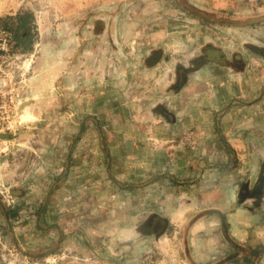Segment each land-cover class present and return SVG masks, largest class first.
<instances>
[{"label": "rangeland", "instance_id": "374dc122", "mask_svg": "<svg viewBox=\"0 0 264 264\" xmlns=\"http://www.w3.org/2000/svg\"><path fill=\"white\" fill-rule=\"evenodd\" d=\"M117 75L143 109H88ZM0 82V264H264V0H0Z\"/></svg>", "mask_w": 264, "mask_h": 264}, {"label": "crops", "instance_id": "0c3cea01", "mask_svg": "<svg viewBox=\"0 0 264 264\" xmlns=\"http://www.w3.org/2000/svg\"><path fill=\"white\" fill-rule=\"evenodd\" d=\"M126 77H123L121 75L112 76L109 80H105L104 87H98V84L92 85V90L94 91L91 93L88 109H117L119 119L126 118L124 109H143L142 106L139 104L137 95V92L132 94V96H128L125 94V85H123V82L125 81ZM95 82V81H94ZM182 83V82H181ZM99 88V90H98ZM104 88V89H103ZM97 90V91H96ZM161 103L154 102L151 107L148 109H159ZM213 124V123H212ZM129 125V124H128ZM127 125V126H128ZM125 127L126 125H122ZM216 126V124H215ZM123 127L120 125H117L116 130L120 131L116 133V140L113 139L111 141L112 145L120 146L117 147L116 151L110 150L111 155L115 158V155L118 157V162L123 163H129L130 161L125 160L130 152L132 151V154L137 155V159L133 162L135 165H137V168H129L128 166H118L120 170L123 169L126 170V173L124 174V177L127 181H135L138 179H142L144 177H147L151 175L153 172L157 170V167L164 164L167 161L172 162L173 159L170 156L165 155V151L162 150L157 146L158 143L161 140L165 141V138H168V134L165 133V130L170 129L169 124H163L159 125V122L153 123L152 129L155 130V136H147L149 135V129L147 127H143V124L137 128L140 130V134H134V136H139L138 139L135 138H126L127 136L124 134V131L122 130ZM217 127V126H216ZM214 127V124L212 125V131L209 133L210 135L213 134L215 131H217L216 134H220V130L217 127ZM135 128V129H136ZM151 129V130H152ZM209 129V128H208ZM218 129V130H217ZM221 129L225 130V124H222ZM148 130V131H145ZM122 131V132H121ZM151 138V139H150ZM152 139H155V141H152ZM167 140H172L171 137H169ZM155 142V143H154ZM218 141L213 139L212 143H209L212 146L216 145ZM151 145V146H150ZM152 145L155 146V148H151ZM149 148L153 153H148L149 156H145L146 148ZM212 157L209 156L208 158H200L202 161L211 160ZM179 160L183 161L185 160L188 164L189 161V154H187L186 159L180 158ZM184 165V167L181 169L182 172H189V165ZM140 165V166H138ZM123 170V171H124ZM125 172V171H124ZM166 188V187H165ZM168 190H171L174 187H167ZM183 188V187H181ZM197 195V194H196ZM169 202V201H168ZM167 204V202H166ZM155 217V215L153 216ZM155 220V218H154ZM156 218V223H157Z\"/></svg>", "mask_w": 264, "mask_h": 264}, {"label": "built area", "instance_id": "2783aa9c", "mask_svg": "<svg viewBox=\"0 0 264 264\" xmlns=\"http://www.w3.org/2000/svg\"><path fill=\"white\" fill-rule=\"evenodd\" d=\"M5 98L6 95L3 96V85L2 83L0 82V109H7V106L6 105H1V101L3 100L2 98Z\"/></svg>", "mask_w": 264, "mask_h": 264}, {"label": "trees", "instance_id": "16d2710c", "mask_svg": "<svg viewBox=\"0 0 264 264\" xmlns=\"http://www.w3.org/2000/svg\"><path fill=\"white\" fill-rule=\"evenodd\" d=\"M20 18V17H19Z\"/></svg>", "mask_w": 264, "mask_h": 264}]
</instances>
